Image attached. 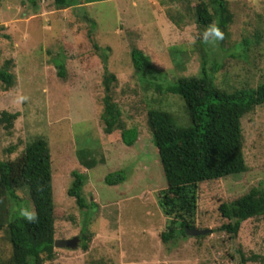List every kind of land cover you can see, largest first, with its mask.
Masks as SVG:
<instances>
[{
    "label": "rangeland",
    "instance_id": "1",
    "mask_svg": "<svg viewBox=\"0 0 264 264\" xmlns=\"http://www.w3.org/2000/svg\"><path fill=\"white\" fill-rule=\"evenodd\" d=\"M191 1L193 5L201 0ZM225 1L234 14L233 41L230 48L221 43L233 56L218 49L221 40L210 43L207 50L216 47L214 56L219 63L226 62L227 69L217 78L222 80L229 70L233 87L255 90L264 79V0ZM187 6L180 0H102L58 10L54 0H37V5L28 0H0V66L13 60L16 78L9 90L0 83V115L2 111L20 113L11 131L0 124V160L19 155L36 136L48 141L56 239H79L77 248H57L54 264H264V218L244 222L236 238L227 237L213 232L221 223L215 202H204L202 209L209 214H201L198 224L211 233L201 241L189 236L164 243L160 237L168 223L158 203L165 177L147 129V106L141 101L157 103L176 121L186 119L184 126L190 119L178 96L159 93L140 78L130 51L137 47L151 57L163 71L159 83L164 87L180 77L198 76L206 46L200 45V29L195 16L187 14ZM85 16L97 22L95 38L105 49L104 59L98 55L88 59L92 48ZM170 16L182 22L174 23ZM246 38L248 45H243L240 41ZM256 39L258 45L253 43ZM57 52L66 62L65 81L57 75L59 61L53 58ZM105 70L120 80L114 96L126 126L137 125L139 130L133 146L122 142L119 131L105 135L101 121ZM242 127L248 170L221 181L219 194L225 201L264 185V106L247 115ZM11 147L16 151L8 154ZM86 159L92 161L91 167L82 164ZM73 172L84 177L83 208L69 196ZM122 175L123 182H107L108 177L113 181ZM19 194L27 200L26 193ZM29 202H14L13 213L33 210ZM88 236L89 248L84 250ZM9 249L0 232L2 260L8 258Z\"/></svg>",
    "mask_w": 264,
    "mask_h": 264
},
{
    "label": "trees",
    "instance_id": "2",
    "mask_svg": "<svg viewBox=\"0 0 264 264\" xmlns=\"http://www.w3.org/2000/svg\"><path fill=\"white\" fill-rule=\"evenodd\" d=\"M28 1L37 5V0ZM54 1L58 10H64L80 8L82 4L102 0ZM180 1L188 5L187 14L195 16L197 27L200 29L197 38L202 42L201 47L206 46L202 52L200 74L196 77H180L164 87L159 83L163 71L156 66L151 57L137 47H133L130 51L133 69L141 74L140 78L153 84L159 93L178 96L184 104L186 117L190 119L188 125L184 126L182 124L186 119L176 121L174 114L159 106L156 107L157 103L141 101L145 107L147 106V129L157 149L165 177V187L158 193V203L168 223L160 237L164 243L178 241L180 237L186 239L189 236L201 241L205 235L192 236L189 231L202 230L203 226L198 224L199 219H202L201 214H209L202 208L206 204L204 202L208 205L211 201L218 204L216 211L221 220L213 232L236 238L244 222L264 218V185L253 187L228 201L223 200L218 186L223 179L248 170L244 154L242 120L264 106V79L255 90H249L250 88L233 87L229 70V73L224 72L222 80L217 78L224 69H227L226 62H218L214 56L217 55L216 47L214 50H207L210 43L204 42L201 34L206 27L216 24L223 33V39L219 42V46L217 45L218 49L233 56V53L222 45V43L226 44L230 48L233 41L231 25L234 23V14L231 13L227 1L201 0L193 5L191 0ZM177 18L170 16L174 23H181L182 20ZM84 19L89 26L88 43L92 48L89 53L91 58L88 59H94L96 55L104 59L102 54L105 53V49L95 38L94 29L97 27V22L87 16ZM248 40L249 38H246L240 42L248 45ZM259 41V39L253 40V43L258 45ZM237 43L239 42L235 45ZM197 44L199 43L195 45ZM110 50L111 48L108 47L107 51ZM61 56L62 53L57 52L53 58L59 61L56 66L58 77L65 81L68 73L66 62L61 60ZM176 65V68L179 67L178 64ZM13 68V60H6L0 66V83L5 90L15 85ZM119 81L116 74L105 70L102 77L104 90L101 99L103 109L101 121L105 135L119 131L122 142L130 147L138 141L139 130L137 125L126 126L123 109L115 100L114 92ZM218 84L222 87L219 88ZM19 117V112L2 111L0 124L7 131H11ZM15 149L11 147L7 149V153L12 154ZM91 163V160H82L83 165L91 167ZM73 177L69 196L75 198L77 205L83 208L85 206L82 197L84 177L79 172H73ZM52 179L51 152L49 143L44 137L36 136L29 140L25 149L16 157L0 160V232L4 234L10 245L8 258L2 260L3 258L0 257V264H54L58 255L57 248L72 250L55 246L58 240L56 239L57 211ZM124 180L125 176L122 175L113 181L108 177L107 182L118 184ZM20 192L26 193L27 200L29 199L36 213L34 222H28L13 213L14 202L18 205L22 201L27 202L20 196ZM212 192L215 194L211 195ZM86 239L87 242L82 245L84 250L89 248V236ZM90 264L111 263L92 261Z\"/></svg>",
    "mask_w": 264,
    "mask_h": 264
},
{
    "label": "clouds",
    "instance_id": "3",
    "mask_svg": "<svg viewBox=\"0 0 264 264\" xmlns=\"http://www.w3.org/2000/svg\"><path fill=\"white\" fill-rule=\"evenodd\" d=\"M202 40L204 42L214 43L223 39V33L219 30L216 24H211L203 31ZM20 216L28 222H34L36 220V213L34 210L21 209Z\"/></svg>",
    "mask_w": 264,
    "mask_h": 264
},
{
    "label": "water",
    "instance_id": "4",
    "mask_svg": "<svg viewBox=\"0 0 264 264\" xmlns=\"http://www.w3.org/2000/svg\"><path fill=\"white\" fill-rule=\"evenodd\" d=\"M210 230H190L189 233L192 236H200L209 233ZM78 241L79 239L77 237H74L72 239H61V240H56L55 246L56 247H61V248H77L78 247Z\"/></svg>",
    "mask_w": 264,
    "mask_h": 264
}]
</instances>
